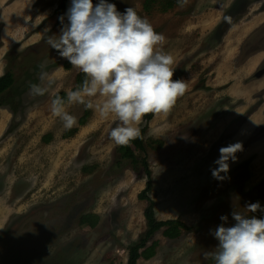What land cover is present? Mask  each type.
<instances>
[{
    "label": "rangeland",
    "instance_id": "obj_1",
    "mask_svg": "<svg viewBox=\"0 0 264 264\" xmlns=\"http://www.w3.org/2000/svg\"><path fill=\"white\" fill-rule=\"evenodd\" d=\"M107 2L121 13L133 7L166 37L163 47L174 58V75L186 83L170 110L148 123L146 138L162 140L163 147H147L146 153L136 155L147 157L152 173L147 196L156 203V218L179 219L191 229L175 240L156 233V255L139 264H213L203 254L218 245L211 232L223 223L220 217L228 216L231 226L234 205L242 210L259 202L264 208V160L251 165L261 180L248 192L242 185L247 165L237 176L239 169L230 177L221 173L223 180L215 178L214 161L229 138L210 145L216 133L205 142L207 128L199 126L205 121L197 115L205 98L213 101V113L225 104L220 105L221 96L211 87L220 83L223 61L229 64L223 74L235 75L245 56L264 49V17L260 23L256 20L254 29L242 30L264 12V0H181L167 12L159 6L146 12L144 0ZM58 4L36 1L37 13L43 12L41 25L52 24L54 29L42 40L38 31L29 48H22L23 39L9 46L2 58L4 72H14L15 84L0 98V264H127L128 248L147 229L144 211L149 203L138 197L148 182L143 164L134 167L123 159L120 145L109 138L117 123L114 117L102 118L84 105H72L67 110L77 122L71 129L78 132L66 137L68 130L50 113L52 95H28L29 82H39L38 65L45 60L57 79L53 95L73 88L80 73L73 67L66 70L68 61L46 43L47 36L60 33L54 21ZM225 17H231L232 25ZM242 104L247 105L239 101L234 106ZM86 110L88 122L80 126ZM84 215H91L87 222ZM254 215L264 218V211Z\"/></svg>",
    "mask_w": 264,
    "mask_h": 264
},
{
    "label": "clouds",
    "instance_id": "obj_2",
    "mask_svg": "<svg viewBox=\"0 0 264 264\" xmlns=\"http://www.w3.org/2000/svg\"><path fill=\"white\" fill-rule=\"evenodd\" d=\"M59 19L60 33L47 36L46 43L84 79L75 89L66 90V98L53 95L57 79L54 72L47 71L45 60L38 65L39 82H29L28 95H52L50 113L59 118L64 130L77 122L67 109L80 104L102 118L114 117L117 123L109 138L117 145H126L140 137L139 124L145 116L167 113L185 91L184 80H173L174 58L163 47L166 37L133 7L121 13L107 0L96 4L93 0H71ZM224 19L232 25L231 17ZM241 151V142L221 147L214 161L217 167L211 170L213 176L223 180L221 173L229 172V161L236 162ZM258 211H264L259 202L242 210L234 205L231 216L235 223L231 226L228 216H221L223 223L211 232L218 245L205 251L204 259L213 264H264V218L254 215Z\"/></svg>",
    "mask_w": 264,
    "mask_h": 264
},
{
    "label": "crops",
    "instance_id": "obj_3",
    "mask_svg": "<svg viewBox=\"0 0 264 264\" xmlns=\"http://www.w3.org/2000/svg\"><path fill=\"white\" fill-rule=\"evenodd\" d=\"M21 1L0 0V77L5 74L3 69L4 60L2 61V58L7 53L6 50L9 49V46H13L23 39L22 48H29L32 43L28 42L37 36L38 31L43 32L40 37V40H42L48 33L45 32L46 29L50 28L51 31L54 29V25L52 24V26L49 25L48 27L41 25L40 18L38 19L39 22L37 21V17L43 15V12L37 13L35 9V4L38 0H25L22 3ZM263 13H259L253 20H248L242 30L248 32L254 29L256 20H260L259 22L257 21L258 23L262 21L264 17ZM54 21L56 22L57 19L54 18ZM243 59L235 75L233 73L223 74L225 68L227 69L229 66L228 62L225 63L226 61H223L219 71L220 79L218 81L220 83L216 84L215 87L211 86L215 91L219 92L221 97L218 102H220V105L225 103L224 106L219 111L213 113L210 105L213 101L211 99L207 101L205 98L204 108L201 109L197 116L203 118L205 121L204 125H199L200 127H205V129L207 128L204 130V132L206 131L205 142L207 139H211L212 141V136L217 133L216 139L212 142L210 141V145L220 140L221 135L231 123L233 124L235 121L241 120L232 138L226 142L225 146L230 143L241 142L243 144V151L236 154V162L229 161L230 169L226 174H231L235 169L247 165V174L250 177L246 182L248 184H245L244 190L248 192L253 186L259 184L261 180L259 179L260 173H256L254 167H252L253 169L251 168V165L254 166L255 164L259 166L260 161L264 160V152L261 153V150L264 148V77L261 79H254L253 77L264 61V51L257 50ZM229 100L230 103L227 104ZM239 101H243L247 105L242 104V108L234 106V103H238ZM259 102L260 105L248 114V111L257 106ZM194 115L195 112L191 109V120ZM256 155L258 156L256 157ZM257 179L258 181H256ZM251 180L255 181V183L248 187Z\"/></svg>",
    "mask_w": 264,
    "mask_h": 264
},
{
    "label": "trees",
    "instance_id": "obj_4",
    "mask_svg": "<svg viewBox=\"0 0 264 264\" xmlns=\"http://www.w3.org/2000/svg\"><path fill=\"white\" fill-rule=\"evenodd\" d=\"M71 0H59V4L56 9L57 21L56 25L62 27L60 22V17L65 15ZM182 2L178 0H144L143 7L146 12H151L152 8L159 6L162 12H167L168 10L174 8L175 6L181 5ZM72 68L69 62L65 63V69L70 70ZM84 79V75L79 73L76 76L75 86L72 89H75L77 85L81 84ZM173 80H179V75H174ZM15 84V75L12 71H7L3 76L0 77V98L7 94ZM7 92V93H6ZM55 95L66 98V91H60ZM90 116V111L86 110L84 115L79 119V125L85 126L88 122ZM153 114H148L144 117V125L141 126V135L139 138L131 140L126 145H120L118 152L121 157L126 160H130L133 163L134 167L138 162L143 164L146 176L148 178L147 186L145 190L139 194V199L147 200L149 203L144 211V217L147 222V229L141 239L128 248V260L127 264H139L140 259L150 260L156 255V250L159 246V241L155 240L154 237L156 233L162 231V234L165 238L170 240L178 239L182 236L185 231L191 229L190 226L185 224L183 221L169 220V221H160L156 218L155 206L156 203L154 200L147 196V193L152 190V180H151V170L149 169V164L147 162V157H139L136 155V151H141L146 153L147 147L158 150L163 147L164 142L162 140H154L146 138V133L148 130V123L153 119ZM78 132V129H70L66 132L65 136L69 137L75 135ZM98 218L97 215H92V217ZM91 215L82 216V220L87 222Z\"/></svg>",
    "mask_w": 264,
    "mask_h": 264
},
{
    "label": "flooded vegetation",
    "instance_id": "obj_5",
    "mask_svg": "<svg viewBox=\"0 0 264 264\" xmlns=\"http://www.w3.org/2000/svg\"><path fill=\"white\" fill-rule=\"evenodd\" d=\"M262 51H264V49H262ZM251 53H252V52H251ZM263 69H264V61H263V63L261 64V66L257 69V71L254 73V75H253L254 79H261V78L264 77V75H263L262 77H260V78H257V77H256V74H257L259 71L263 70ZM259 105H260V102L257 104V106L251 108V109L248 111V114H250L253 110H255ZM240 122H241V120H237V121H235L233 124L231 123V125H230L228 128L225 129V131H224L223 134L221 135L220 140H219L218 142H220L223 138H227V139H228V138H229V139L232 138L233 133H234V131H235L237 125L240 124ZM263 130H264V129H263ZM261 131H262V130H261ZM216 143H217V142H216ZM216 143H214V144H216ZM219 154H220V153H219ZM219 154H218V155H219ZM245 166H246V165H243V166H241V167L235 169V171L239 169V172L236 173V176L240 174V172L245 168ZM246 168H247V167H246ZM231 174H232V173H231ZM231 174H230L228 177H230ZM243 175H246V176H245L246 178L243 179L244 182L242 181V182H243V183H242V185H243V190H244V189H245V184H246V182L249 180V177H250V176L247 174V171H245V172L243 173Z\"/></svg>",
    "mask_w": 264,
    "mask_h": 264
},
{
    "label": "water",
    "instance_id": "obj_6",
    "mask_svg": "<svg viewBox=\"0 0 264 264\" xmlns=\"http://www.w3.org/2000/svg\"><path fill=\"white\" fill-rule=\"evenodd\" d=\"M263 75H264V69L261 70V71H259V72L256 74V77H257V78H260V77H262Z\"/></svg>",
    "mask_w": 264,
    "mask_h": 264
}]
</instances>
